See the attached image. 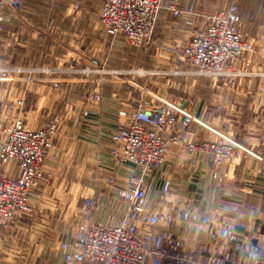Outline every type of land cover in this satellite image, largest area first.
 Returning a JSON list of instances; mask_svg holds the SVG:
<instances>
[{
  "label": "crops",
  "instance_id": "0c3cea01",
  "mask_svg": "<svg viewBox=\"0 0 264 264\" xmlns=\"http://www.w3.org/2000/svg\"><path fill=\"white\" fill-rule=\"evenodd\" d=\"M39 1L23 0L16 11H6L5 26L0 29V64L57 68L62 65L84 66L90 63V57H98L107 66L117 67L113 59L131 60L133 48L149 52L148 46L131 47L117 37L107 46L111 53L102 58L106 47L102 45L96 17L86 26L82 21L78 25L80 30L77 26L76 30L73 29L74 34L80 32L84 35L85 28H88L90 32L86 39L84 35L80 40L71 38L69 42L61 37L60 42L59 36L54 38L52 35H56V29L62 28L63 33H68V29L88 13L77 11L72 16L67 9L42 7ZM186 1H180L182 9V4L192 9L186 13L209 11H198L201 0H189V6ZM207 1V6L212 9L225 7L231 2ZM249 1L251 3L236 1L240 15L244 14L246 5L257 8L253 0ZM98 5L100 11L102 0ZM51 16L57 19L63 16L65 20L71 18V27L66 29L68 25L62 26V23L49 25ZM172 17L166 9L161 11L152 42L156 50H165L160 55L162 62L175 66L183 63L177 54L189 34V26ZM197 19L199 22V16ZM258 60L264 65V59ZM25 75L27 77L21 79L0 81V123L11 122L19 116L28 126L38 128L56 113L61 114L62 120L50 155L41 164L44 179L37 196L32 199L35 230L24 235L25 224L21 220L14 224L17 229L12 227L8 235H0V264H65L57 242L71 238L76 224L69 215L55 219L52 209L61 204L75 210L79 200L95 195L101 207L94 219L114 223L122 217L127 203L117 195V189L128 186L139 167L129 162H114L110 153V135L118 124L126 123V118L119 115L120 110H129L139 99L150 97L130 85L131 80L125 76L47 75L40 72ZM54 82H57L56 86ZM152 92L182 103L205 123L206 127H203L192 122L182 130L180 134L184 143L216 141L220 133L248 147L257 145L264 117V77L228 81L177 75ZM17 98H22V106L8 107L10 99L15 101ZM214 169L219 171L221 180L212 176ZM107 176L114 177L113 185L104 181ZM144 178L147 206L152 212L163 216L182 208L209 219L207 223L189 218L174 221V233L185 238L183 251L189 257L186 264H197L213 251L211 233L222 225L252 242L264 244V166L257 159L238 155L214 165L203 151L186 152L180 145L170 144L161 166L148 171ZM166 179L170 180V188L163 194ZM229 205L238 207L237 211L230 210ZM44 228L46 233L42 232ZM245 262L242 255H234L230 260L231 264Z\"/></svg>",
  "mask_w": 264,
  "mask_h": 264
},
{
  "label": "built area",
  "instance_id": "2783aa9c",
  "mask_svg": "<svg viewBox=\"0 0 264 264\" xmlns=\"http://www.w3.org/2000/svg\"><path fill=\"white\" fill-rule=\"evenodd\" d=\"M180 1L102 0L99 18L112 37H121L132 47H145L152 43L159 15L166 9L175 17L184 16V23L189 26L188 38L182 47L183 63L172 66L170 73L228 81L264 77V69H255L252 59L260 47L259 51L264 50V36L260 45L245 32L236 1L200 13L184 12ZM22 2L0 0V29L5 26L6 11H16ZM78 5L76 2L74 7ZM90 58V63L78 67L38 68L0 64V81L21 79L27 77L25 74L34 72L83 76L111 74L117 77L143 73L123 68L111 69L102 59ZM149 97L139 99L129 110H120L119 115L126 118V123L118 124L110 135V153L114 162H129L139 167L138 172L131 176L129 185L117 189V195L127 203L124 214L115 223L95 221L92 213L99 210L100 202L93 197H84L80 207L85 215L84 221L76 225L71 238L58 242V251L65 264H186L189 261L183 251L185 238L175 234L172 225L179 218L207 223L208 217L182 208L160 216L148 208L146 201L145 174L161 166L170 144L180 145L186 152L203 151L214 165L241 155L253 157L264 166V117L254 147L245 146L220 133L216 141L184 143L180 134L182 130L192 122L203 127H206L205 123L182 103L164 99L155 93ZM22 104V98H17L8 107H20ZM61 120V114L56 113L38 128L28 126L19 116L2 124L0 223H12L33 211L32 199L37 196L44 179L41 164L50 155ZM212 176L222 179L216 169ZM106 180L114 184V177L107 176ZM169 188L170 180L166 179L163 194ZM228 208L235 212L238 207L229 205ZM211 235L213 251L197 264H231L234 255H242L246 260L244 264H264V244L237 235L227 225H222Z\"/></svg>",
  "mask_w": 264,
  "mask_h": 264
},
{
  "label": "rangeland",
  "instance_id": "374dc122",
  "mask_svg": "<svg viewBox=\"0 0 264 264\" xmlns=\"http://www.w3.org/2000/svg\"><path fill=\"white\" fill-rule=\"evenodd\" d=\"M99 1H101V0H40L39 5L42 7H47V8H52V9L53 8L63 9V10L67 9L72 16L75 15V13L77 11H79L80 13H82V12L88 13L78 23L75 22L72 27H71V25H69V23H71L69 19H71V18H67L65 20L63 16L59 17L58 19L55 16H51L52 18L49 17V21H48L49 25L56 26L57 24L62 23V26L65 24L68 25V27L66 29L71 27V29H68V33H63L64 29H62V28H58V29H56V27L52 28L53 33L56 29V35L52 34V33L51 34L53 35L54 38H55V36H59L60 42H61V37H63L64 41L66 39H68L69 42L71 41V38H73V40H75V39L80 40L81 37L84 35H85V39H86L88 32H90V31H88V28H85L84 35H83V33H80V32L74 34L73 29L76 30L75 26H77V29H78V25L80 23H82V21H84L85 26H86V25L90 24L92 18H94V17L98 18L95 21V23L97 22L98 24H100L101 42H102V45L105 46L107 49V51H106V49L103 50L104 53L101 57L106 58V57H108L109 53H111L110 51H108L107 46L110 44V42L112 41V39L114 37H112L111 34L108 33L104 29L103 24L99 18V5H98ZM231 1L241 2L242 0L241 1L240 0H231ZM245 1H246V3L250 2L249 0H245ZM76 2L79 4L77 8L74 7ZM252 2L257 5V8L252 9L248 5H246V6H244V14H241V16H242V20H243L244 27H245V32L251 38H253L258 44L261 45L262 44L261 40L264 36V0H253ZM208 3L209 2L207 0H204V4H203V0H201V4L198 6V11L212 9L213 8L212 6H211V8L207 6ZM190 4H191V1H189V0L186 1V6H189ZM182 5L184 8L182 10L184 12L192 10L188 7H184V4H182ZM172 18L174 20L180 19L181 21L184 22V16L177 17V18L175 16H173ZM78 30H80V29H78ZM184 32H183V34H184ZM186 37L188 38V35ZM182 38L185 39V36H182ZM153 40H155V34H154ZM183 44L184 43H181V49L177 54L181 57L180 60H182ZM127 45H129V44H127ZM141 49L133 48L131 60L121 61V59L118 57L117 60L113 59V64L117 65V67H111V66H108V67L111 69L121 67V68L126 69V70H131V71H137L138 70L140 72H143L142 74L131 73V74H129L130 76L129 75H127V76L123 75V77L125 76L128 79H130L131 80L130 85L137 88V90L144 92L145 95L149 93L148 95L150 96V94L154 93V92H152L153 89H156L158 86L165 83L166 80H171L172 77L177 76V75H173L172 73H170L171 70H169V69L172 67L171 65H167L166 63L162 62L163 58H161L160 55H161L162 51H165L164 49L157 48V50H156L153 42L150 44V46H148V50H149L148 53L147 52H141ZM158 50H159V52H158ZM259 50H261V47ZM259 50H257V52L252 57L253 62H254L253 66L255 69L256 68L264 69V65L262 63H260L258 60L259 58L264 59V50H262L263 52L259 51ZM156 59H158V61ZM90 60H91V58H90ZM75 67H78V66H75ZM179 76L182 77L185 75H179ZM12 101H13V99L12 100L10 99L8 104L11 103ZM2 124L3 123H0V129H1ZM104 181L106 183H108L109 185H111L106 180V177H105ZM85 197H93L99 201V199L95 195H87ZM78 202H79L78 206L75 208L76 211L72 210L70 208L68 209L67 205L63 206L61 204L59 206L53 208V209L52 208H50V209H52L55 219L60 220V219H63L65 215H69V219H70V217L73 218L72 222H74V224L77 225L79 222H83L85 219L84 212L81 211V209H80L81 204L83 202V198L81 200H79ZM32 205L34 206L33 211L30 214L26 215L25 217H21L19 220L14 221L12 223H5V224L0 223V235H8L11 232L12 227H14L13 229H17L14 224L20 223L21 220H23L21 223L25 224L24 235H28L31 231L35 230V227H34L35 226V220H34L35 204H32ZM100 207H101V205H100ZM99 210H100V208H99ZM98 211L92 213L93 218H94V214L97 213ZM94 220L99 221L98 219H94ZM99 222H102V221H99ZM74 224H73V226H74ZM76 225H75V227H76ZM46 231L47 230L45 228L42 230L43 233H46ZM58 242H57V247H58Z\"/></svg>",
  "mask_w": 264,
  "mask_h": 264
}]
</instances>
